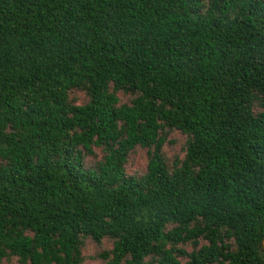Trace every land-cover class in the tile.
<instances>
[{"label": "trees", "instance_id": "obj_1", "mask_svg": "<svg viewBox=\"0 0 264 264\" xmlns=\"http://www.w3.org/2000/svg\"><path fill=\"white\" fill-rule=\"evenodd\" d=\"M86 240L264 264V0H0V264H83Z\"/></svg>", "mask_w": 264, "mask_h": 264}, {"label": "rangeland", "instance_id": "obj_2", "mask_svg": "<svg viewBox=\"0 0 264 264\" xmlns=\"http://www.w3.org/2000/svg\"><path fill=\"white\" fill-rule=\"evenodd\" d=\"M79 97V103L84 100L82 93L76 94ZM122 102H128L129 98L121 94ZM187 137L181 134L179 131H173L168 137V142L163 148V152L169 162H173L176 158H183L185 156L184 146ZM102 157L99 152V158ZM148 155L147 150L138 148L130 155L129 163L127 166L128 173L132 175L142 174L147 169ZM113 244L111 241H105L101 245L93 243L91 240H86L83 256V264H104V261L98 257V255L105 250H110ZM11 262L16 263V259ZM7 264V262L5 261Z\"/></svg>", "mask_w": 264, "mask_h": 264}]
</instances>
